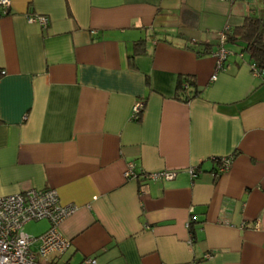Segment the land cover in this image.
I'll use <instances>...</instances> for the list:
<instances>
[{"label":"crops","instance_id":"crops-1","mask_svg":"<svg viewBox=\"0 0 264 264\" xmlns=\"http://www.w3.org/2000/svg\"><path fill=\"white\" fill-rule=\"evenodd\" d=\"M251 14L264 0L0 6V196L55 189L77 206L60 264H264V73L240 45L218 71L214 55ZM184 75L201 90L188 102ZM232 154L218 174L214 158ZM164 170L176 176H144Z\"/></svg>","mask_w":264,"mask_h":264},{"label":"built area","instance_id":"built-area-1","mask_svg":"<svg viewBox=\"0 0 264 264\" xmlns=\"http://www.w3.org/2000/svg\"><path fill=\"white\" fill-rule=\"evenodd\" d=\"M0 6L9 8L10 0H0ZM29 20L39 21L44 26L48 25V18L45 16L31 15ZM226 30L219 33V47L214 52L218 60L217 71L223 68V62L229 54L226 48ZM251 67L256 75L261 74L255 63ZM4 73L5 71L0 69V78ZM216 77L215 73L212 79ZM143 107L144 102H137L134 105V119L139 118ZM214 160L219 163L218 174H220L229 170L233 157H217ZM191 172L193 176L198 174L194 167ZM126 176H135L132 164L128 167ZM144 176L148 179H172L176 176V172L164 170L147 173ZM76 207L74 204H63L55 189H30L0 196V264H60L59 257L68 250L71 241L61 234L59 226ZM42 219L51 221L48 231L39 236H32L25 231V225L28 222ZM84 263L96 264V260L86 258Z\"/></svg>","mask_w":264,"mask_h":264},{"label":"trees","instance_id":"trees-1","mask_svg":"<svg viewBox=\"0 0 264 264\" xmlns=\"http://www.w3.org/2000/svg\"><path fill=\"white\" fill-rule=\"evenodd\" d=\"M226 30V29H225ZM226 43L240 45L244 52H247L251 60L257 65L261 73H264V17L251 14L245 18L241 26L228 28L226 30ZM144 50L142 42L136 44L135 53H141ZM199 55H205L211 51V46L203 49H197ZM195 85V80L191 75H184L178 81L175 97L185 102L190 101L201 93ZM143 109L139 113V118ZM232 157L234 154L231 155ZM221 158V157H219ZM194 218V217H193ZM190 221V228L194 234V219Z\"/></svg>","mask_w":264,"mask_h":264},{"label":"rangeland","instance_id":"rangeland-1","mask_svg":"<svg viewBox=\"0 0 264 264\" xmlns=\"http://www.w3.org/2000/svg\"><path fill=\"white\" fill-rule=\"evenodd\" d=\"M43 220H48V219H43ZM43 220H39V221H30L28 222V224L25 226V228L27 229V231L33 235V236H38L41 234L42 232V227L45 224L46 221ZM49 221V220H48Z\"/></svg>","mask_w":264,"mask_h":264}]
</instances>
